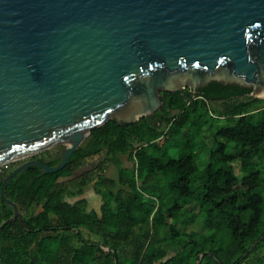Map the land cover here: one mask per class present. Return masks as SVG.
<instances>
[{
  "label": "trees",
  "instance_id": "1",
  "mask_svg": "<svg viewBox=\"0 0 264 264\" xmlns=\"http://www.w3.org/2000/svg\"><path fill=\"white\" fill-rule=\"evenodd\" d=\"M162 99L136 123L93 129L62 170L32 166L13 178L6 194L23 221L1 232L0 264H264V99L216 81ZM59 152L33 158L55 166ZM119 156L131 166L107 176ZM96 161L93 173L77 177ZM12 170L0 171V225L14 215L1 197ZM92 183L103 203L88 211Z\"/></svg>",
  "mask_w": 264,
  "mask_h": 264
},
{
  "label": "water",
  "instance_id": "2",
  "mask_svg": "<svg viewBox=\"0 0 264 264\" xmlns=\"http://www.w3.org/2000/svg\"><path fill=\"white\" fill-rule=\"evenodd\" d=\"M264 99V0H0V171L62 170L93 129L212 82ZM62 146L55 166L33 157ZM169 259L167 257L165 260Z\"/></svg>",
  "mask_w": 264,
  "mask_h": 264
},
{
  "label": "rangeland",
  "instance_id": "3",
  "mask_svg": "<svg viewBox=\"0 0 264 264\" xmlns=\"http://www.w3.org/2000/svg\"><path fill=\"white\" fill-rule=\"evenodd\" d=\"M211 107L222 108L223 107V103L222 102H217V103L212 102L211 103ZM205 130L207 132V131H209V128L207 127V128H205ZM86 139L83 140L82 144H84L86 142ZM210 145H211V143H210ZM60 148H61V146L59 145V146H56V147L52 148L51 150H53L54 154H56L57 152H59V150L62 149V148L61 149ZM174 156H177V154L175 153ZM209 159H210V150L206 154H204L202 156L201 160L199 161L200 167L201 168L207 167V165L209 163ZM23 162H24V160L16 162V163H14V164H12L10 166H11V168H15V167H17L18 165H20ZM124 162H125V160H124ZM233 165H234V169H235L236 174L240 175V173H241L240 172V162L236 161V162L233 163ZM10 166L4 167V168L6 169V168H9ZM117 175H118V170L117 169L114 172L112 171V172L108 173V176L112 177V178L117 177ZM90 185L94 188L93 184H90ZM91 186H87V191H89L91 189V188H89ZM199 229H200L199 223H197L195 225H190L188 228H186L187 231L199 230ZM86 237L87 238H91L92 236L90 237L89 234H86ZM93 239H94V237H93Z\"/></svg>",
  "mask_w": 264,
  "mask_h": 264
},
{
  "label": "crops",
  "instance_id": "4",
  "mask_svg": "<svg viewBox=\"0 0 264 264\" xmlns=\"http://www.w3.org/2000/svg\"><path fill=\"white\" fill-rule=\"evenodd\" d=\"M124 160H125V162H124ZM129 166H131V164L129 163L127 156H119V157H116V158H112L111 162L109 164V167L106 170L107 176H108L109 172H112V171L114 172L116 169L119 172V170L121 168H126V167H129ZM89 186H91V185H89ZM89 188H91L89 191H87V187L85 188L87 192L84 194V196H85V198L87 199V202H88V211L99 210L100 207L102 206V203H103L102 202V197L95 192L96 191V186H94V188L92 186L89 187ZM86 234H88V233L86 232L85 235ZM93 237L94 236H92V238Z\"/></svg>",
  "mask_w": 264,
  "mask_h": 264
},
{
  "label": "flooded vegetation",
  "instance_id": "5",
  "mask_svg": "<svg viewBox=\"0 0 264 264\" xmlns=\"http://www.w3.org/2000/svg\"><path fill=\"white\" fill-rule=\"evenodd\" d=\"M200 92V91H199ZM59 154V153H58ZM57 154V155H58ZM56 155V156H57ZM55 156V157H56ZM55 157L53 158L54 160H56L55 159ZM98 161H96L95 163H87V164H85V165H83L82 167H80L79 169H78V171H77V173H76V175H77V177H82V176H84V175H86V174H91V173H93L94 172V170H95V168H96V166H98L99 165V162L97 163ZM89 186V185H88ZM86 193V189L84 190V194Z\"/></svg>",
  "mask_w": 264,
  "mask_h": 264
},
{
  "label": "built area",
  "instance_id": "6",
  "mask_svg": "<svg viewBox=\"0 0 264 264\" xmlns=\"http://www.w3.org/2000/svg\"><path fill=\"white\" fill-rule=\"evenodd\" d=\"M6 167H8V166H6Z\"/></svg>",
  "mask_w": 264,
  "mask_h": 264
}]
</instances>
